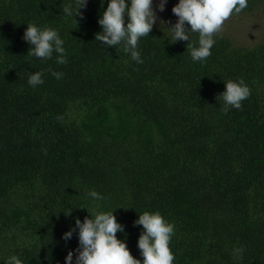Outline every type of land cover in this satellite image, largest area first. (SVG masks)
<instances>
[{
  "label": "trees",
  "instance_id": "trees-1",
  "mask_svg": "<svg viewBox=\"0 0 264 264\" xmlns=\"http://www.w3.org/2000/svg\"><path fill=\"white\" fill-rule=\"evenodd\" d=\"M70 3L0 0V264H65L78 241L62 235L87 209L114 211L137 259L134 221L147 211L174 226L173 264H264V34L254 47L213 34L201 64L187 41L163 42L157 22L137 63L95 40L100 0L75 18L63 14ZM233 14L260 19L264 0ZM28 23L59 33L65 64L28 55ZM229 80L250 96L224 111Z\"/></svg>",
  "mask_w": 264,
  "mask_h": 264
},
{
  "label": "clouds",
  "instance_id": "clouds-1",
  "mask_svg": "<svg viewBox=\"0 0 264 264\" xmlns=\"http://www.w3.org/2000/svg\"><path fill=\"white\" fill-rule=\"evenodd\" d=\"M87 3L88 0H74V3L63 7V14L73 18L82 16L80 9L85 8ZM167 3L168 0H158L154 6V0H100L102 10L97 22L101 30L95 34V40L105 48L116 49L117 45H121L124 53L133 61L142 63L138 41L148 36L159 20L163 42L175 44L187 41V51L192 62L203 64L211 55L215 43L213 34L220 29L223 21L233 11L239 13L247 7V0H178L172 7V13L177 17L175 23H172L157 14V10H165ZM193 34L198 36L195 45L191 43ZM22 39L30 46L28 55L48 60L53 59L55 54L57 64L67 62L64 40L56 30L28 23ZM52 75L61 78V73L53 72ZM42 76L43 73L39 71L30 74L28 85L35 88L42 84ZM224 83L225 90L217 96L218 102L222 101L224 111L240 109L242 101L250 96L249 87L243 80ZM88 196L95 201L103 199L94 190ZM117 208L129 209L123 206ZM87 211L89 215L83 221L76 217L74 224L62 235L65 242L70 241L74 235L78 241L77 247L68 251L65 264H173L174 254L169 243L174 226L159 212L145 211L138 214L134 221L135 225L142 226L137 241L143 257L141 260L134 258L126 242L117 238L118 232H124V226L117 221L114 211ZM5 264H22V261L12 255Z\"/></svg>",
  "mask_w": 264,
  "mask_h": 264
},
{
  "label": "rangeland",
  "instance_id": "rangeland-1",
  "mask_svg": "<svg viewBox=\"0 0 264 264\" xmlns=\"http://www.w3.org/2000/svg\"><path fill=\"white\" fill-rule=\"evenodd\" d=\"M155 3H158V0L154 1V6ZM174 5L175 4L167 3L163 12L157 10L158 16L165 21L171 20L172 7ZM250 19L252 18L244 15H242V17L234 16L233 14L223 21L220 29L214 34L228 38L235 46L254 47L264 34V15L260 19L255 16L253 20ZM157 22L160 26L159 20Z\"/></svg>",
  "mask_w": 264,
  "mask_h": 264
}]
</instances>
